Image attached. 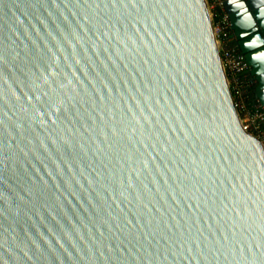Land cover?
<instances>
[{
	"label": "water",
	"instance_id": "1",
	"mask_svg": "<svg viewBox=\"0 0 264 264\" xmlns=\"http://www.w3.org/2000/svg\"><path fill=\"white\" fill-rule=\"evenodd\" d=\"M222 6L264 110V0ZM0 264H264L205 0H0Z\"/></svg>",
	"mask_w": 264,
	"mask_h": 264
},
{
	"label": "built area",
	"instance_id": "2",
	"mask_svg": "<svg viewBox=\"0 0 264 264\" xmlns=\"http://www.w3.org/2000/svg\"><path fill=\"white\" fill-rule=\"evenodd\" d=\"M205 2L212 22L222 68L239 114L240 123L244 130L259 139L264 146V129L262 127L264 125V110L258 101L248 107L245 98L247 88L256 84L255 80L252 76L249 79L245 78L244 75L249 72V67L239 50L230 44L234 38H232L229 18L223 9L222 0H205Z\"/></svg>",
	"mask_w": 264,
	"mask_h": 264
},
{
	"label": "trees",
	"instance_id": "3",
	"mask_svg": "<svg viewBox=\"0 0 264 264\" xmlns=\"http://www.w3.org/2000/svg\"><path fill=\"white\" fill-rule=\"evenodd\" d=\"M230 44L232 46H235L236 49H238L235 41H232ZM244 76L246 79H249L250 78L249 72H247ZM255 85L256 84H253L252 86L247 88V90L245 92V98H246V103H247L248 107H250L252 103H255L257 101L255 98V94H254ZM262 127L264 129V125Z\"/></svg>",
	"mask_w": 264,
	"mask_h": 264
},
{
	"label": "flooded vegetation",
	"instance_id": "4",
	"mask_svg": "<svg viewBox=\"0 0 264 264\" xmlns=\"http://www.w3.org/2000/svg\"><path fill=\"white\" fill-rule=\"evenodd\" d=\"M232 33V32H231ZM232 36H233V33H232ZM232 38H234V36L232 37ZM235 41V40H234Z\"/></svg>",
	"mask_w": 264,
	"mask_h": 264
}]
</instances>
